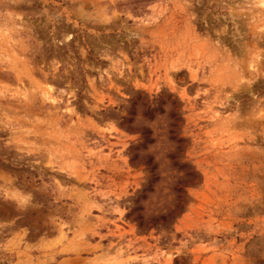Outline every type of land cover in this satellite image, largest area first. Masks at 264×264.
Returning <instances> with one entry per match:
<instances>
[{"label":"rangeland","instance_id":"rangeland-1","mask_svg":"<svg viewBox=\"0 0 264 264\" xmlns=\"http://www.w3.org/2000/svg\"><path fill=\"white\" fill-rule=\"evenodd\" d=\"M0 264H264V0H0Z\"/></svg>","mask_w":264,"mask_h":264}]
</instances>
